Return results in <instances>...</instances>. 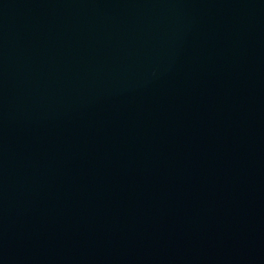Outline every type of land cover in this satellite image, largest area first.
<instances>
[{
	"label": "water",
	"instance_id": "obj_1",
	"mask_svg": "<svg viewBox=\"0 0 264 264\" xmlns=\"http://www.w3.org/2000/svg\"><path fill=\"white\" fill-rule=\"evenodd\" d=\"M0 264H264V0H0Z\"/></svg>",
	"mask_w": 264,
	"mask_h": 264
}]
</instances>
